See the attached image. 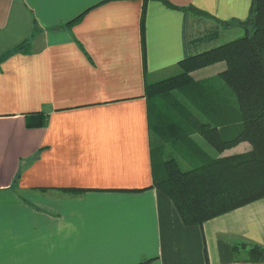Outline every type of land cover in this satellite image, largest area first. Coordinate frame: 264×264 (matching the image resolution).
<instances>
[{
  "label": "crops",
  "instance_id": "obj_1",
  "mask_svg": "<svg viewBox=\"0 0 264 264\" xmlns=\"http://www.w3.org/2000/svg\"><path fill=\"white\" fill-rule=\"evenodd\" d=\"M250 4L0 0V58L40 27L29 53L0 61V264H264L248 247L234 255L264 247V198L189 226L152 187L162 165L145 94L199 52L185 8L215 22L244 20Z\"/></svg>",
  "mask_w": 264,
  "mask_h": 264
},
{
  "label": "trees",
  "instance_id": "obj_2",
  "mask_svg": "<svg viewBox=\"0 0 264 264\" xmlns=\"http://www.w3.org/2000/svg\"><path fill=\"white\" fill-rule=\"evenodd\" d=\"M183 11L210 17L194 7ZM75 21L63 26H72ZM216 22L224 29L238 27L243 34L186 54L178 63L177 75L146 85L152 157L163 162L162 174L153 179L152 187L172 199L189 226L202 225L264 198V0H251L244 20ZM38 31L36 24L31 37L0 61L15 52L29 53ZM217 38L218 30H213L196 40L212 42ZM222 62L224 68L209 79L193 74ZM44 124L43 118L28 121V126ZM242 142L249 143L248 151L221 156ZM190 157H195L194 164L189 163ZM242 246L248 247L247 261H264L260 245L235 244L236 257Z\"/></svg>",
  "mask_w": 264,
  "mask_h": 264
},
{
  "label": "rangeland",
  "instance_id": "obj_3",
  "mask_svg": "<svg viewBox=\"0 0 264 264\" xmlns=\"http://www.w3.org/2000/svg\"><path fill=\"white\" fill-rule=\"evenodd\" d=\"M190 27H191L193 37H194L193 44L200 43L199 48H197L198 51H201L203 49L205 50L208 48H212L213 46H218L222 43H225L227 41H230L232 39L240 37L243 34V30L238 28V27L231 28L230 30L224 29L216 21L214 22L211 19H208L206 17H200V16L194 15L192 13L190 16ZM213 30H218L217 40H214L212 42L201 41V42H205L203 44H201V42L199 40H196L199 38L201 39L203 36L207 35L208 33H210ZM222 64H223V62H222ZM179 71H180V69H179ZM205 77L207 79L210 78V76H206V75H205ZM214 80H215V78H214ZM152 83H154V82H152ZM158 142L159 141L157 139H155V144L156 143L158 144ZM166 151L169 155H171V152L169 150H166ZM163 153L166 157H168V155L165 152H163ZM160 163L163 164L162 161ZM183 166L187 167V165L185 163L183 164Z\"/></svg>",
  "mask_w": 264,
  "mask_h": 264
}]
</instances>
